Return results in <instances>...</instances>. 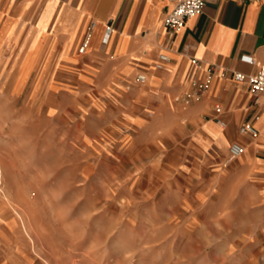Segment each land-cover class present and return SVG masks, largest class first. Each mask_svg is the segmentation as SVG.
Instances as JSON below:
<instances>
[{
  "label": "rangeland",
  "instance_id": "obj_1",
  "mask_svg": "<svg viewBox=\"0 0 264 264\" xmlns=\"http://www.w3.org/2000/svg\"><path fill=\"white\" fill-rule=\"evenodd\" d=\"M14 8L0 1V150L11 201L27 206L10 214L28 236L38 226L43 254L54 264H264V209L248 197L258 187L240 182L243 156L227 159L237 129L218 144L200 129L208 117L167 124L141 96L82 98L93 81L56 78L53 45H38L34 65V45L7 38Z\"/></svg>",
  "mask_w": 264,
  "mask_h": 264
},
{
  "label": "crops",
  "instance_id": "obj_2",
  "mask_svg": "<svg viewBox=\"0 0 264 264\" xmlns=\"http://www.w3.org/2000/svg\"><path fill=\"white\" fill-rule=\"evenodd\" d=\"M0 1L16 6L12 18L17 21L10 22L5 34L11 41L21 38L23 45H34V65L38 45H53L50 48L57 53L50 60L56 66V78L77 83V72H81L93 81V87L87 84L81 89L82 98L93 95L109 101L114 96H141V104L153 108L157 116L161 114L167 124L208 117L200 129L218 144L227 140V133L221 130L237 129L239 137L230 143L236 141L245 147L237 171L240 182H256V195L249 193L248 197L264 209V99L251 95L244 84L214 75L206 93L189 102H175L191 92V82L204 80L208 66L244 74L257 69L248 59L264 66V0H203L202 13L188 19L183 30L171 38L162 25L169 0ZM92 23L88 46L80 53ZM160 54L169 57V71L155 69ZM190 57L200 66L192 65ZM140 74L146 76L144 85L135 82ZM217 105L219 114L214 110ZM217 117L224 121L225 128L216 123ZM247 122L252 123L257 137L239 133ZM7 176V163L0 150V264H46L43 259L54 264L48 251L43 254L38 226L34 224L30 237L21 219L10 214L9 208L14 211L27 206L11 201ZM34 204L37 209V202ZM260 219L264 225V212ZM258 247L264 260V239Z\"/></svg>",
  "mask_w": 264,
  "mask_h": 264
},
{
  "label": "built area",
  "instance_id": "obj_3",
  "mask_svg": "<svg viewBox=\"0 0 264 264\" xmlns=\"http://www.w3.org/2000/svg\"><path fill=\"white\" fill-rule=\"evenodd\" d=\"M170 8L166 15L163 18L162 25L166 30L169 37H173L180 33L184 26L185 22L193 17H196L202 13L204 7L203 0H169ZM94 27V23L90 24L85 40L82 46L79 48V52L83 53L86 47L88 46L91 31ZM110 30L105 33V42L109 37ZM190 62L192 65L199 67L200 62L194 58L190 57ZM170 59L165 54H160L158 56L157 63L155 64V69L169 71ZM248 63L256 66V71L250 74H244L241 72L229 71L218 69L216 66H208L205 71V78L203 81H193L190 83L191 92L186 94V102H189L193 99L198 98L207 92L211 80L214 75H217L219 78L229 77L232 81L240 84L246 85L249 93L256 97H262L264 99V66L257 65L253 59H248ZM137 84H144L146 82V76L144 74L137 75L135 78ZM216 113H220L221 108L217 105L214 108ZM216 123L221 127L225 128L224 121L217 117L215 119ZM239 133L241 135L250 136L252 138L257 137V131L252 125V123L247 122L239 128ZM245 151L243 144L239 142H232L229 144L227 149V159L231 161L240 157Z\"/></svg>",
  "mask_w": 264,
  "mask_h": 264
},
{
  "label": "bare ground",
  "instance_id": "obj_4",
  "mask_svg": "<svg viewBox=\"0 0 264 264\" xmlns=\"http://www.w3.org/2000/svg\"><path fill=\"white\" fill-rule=\"evenodd\" d=\"M1 184H2V182H0V187H1ZM2 191V190H1ZM18 212V211H17ZM22 213V212H21ZM27 213V212H26ZM24 214V213H23ZM25 215V214H24ZM24 217V216H23ZM22 217V218H23ZM26 217V216H25ZM26 221V220H25ZM27 224V223H26ZM30 228V227H29ZM50 264V263H49Z\"/></svg>",
  "mask_w": 264,
  "mask_h": 264
}]
</instances>
